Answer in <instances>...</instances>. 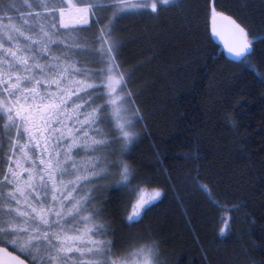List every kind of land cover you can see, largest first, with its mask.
Returning a JSON list of instances; mask_svg holds the SVG:
<instances>
[{
	"label": "trees",
	"instance_id": "trees-1",
	"mask_svg": "<svg viewBox=\"0 0 264 264\" xmlns=\"http://www.w3.org/2000/svg\"><path fill=\"white\" fill-rule=\"evenodd\" d=\"M212 4L174 0L158 15L118 21L121 69L134 71L129 104L142 116L121 158L135 171L133 186L162 195L130 222V186L108 187L103 216L117 255L155 241L162 264H264V0H215L218 13L257 37L247 60L216 39Z\"/></svg>",
	"mask_w": 264,
	"mask_h": 264
},
{
	"label": "snow or ice",
	"instance_id": "snow-or-ice-1",
	"mask_svg": "<svg viewBox=\"0 0 264 264\" xmlns=\"http://www.w3.org/2000/svg\"><path fill=\"white\" fill-rule=\"evenodd\" d=\"M173 4L174 0H0V261L7 255V264H27L26 255L34 264H162L155 241L116 255L114 241L107 239L111 229L105 210L95 204V189L87 185L92 179L117 176V184L130 186L135 197L134 203L129 201L130 222L147 214L151 201L162 195L156 189L147 196L138 184L133 186L134 169L122 158L112 159L122 153L109 149L117 143L122 149L132 145L139 137L131 130L133 121L142 119L134 103L126 106L134 100L128 89L134 71L126 74L121 69L124 40L116 34L118 21L149 10L158 15L161 6ZM24 6L39 10L20 12ZM13 10L19 12L20 24L12 22ZM217 20L229 26V51L247 60L257 37L250 39L248 27L218 13L213 0L214 32ZM94 26L97 32L90 35L79 31ZM25 28L35 29L36 38ZM53 46L65 50L55 54ZM91 63L103 66L94 69ZM249 66L255 67L250 61ZM97 77L98 83L89 82ZM105 123L118 135L105 131L100 126ZM81 150L99 155L77 161L73 153ZM113 168L117 171H110ZM201 187L216 200L207 185ZM221 219L231 217L225 214ZM67 220L77 226H68Z\"/></svg>",
	"mask_w": 264,
	"mask_h": 264
},
{
	"label": "rangeland",
	"instance_id": "rangeland-1",
	"mask_svg": "<svg viewBox=\"0 0 264 264\" xmlns=\"http://www.w3.org/2000/svg\"><path fill=\"white\" fill-rule=\"evenodd\" d=\"M5 2H9V0H5ZM11 2L22 3V0H11ZM30 2L34 3L35 0H30ZM56 2L59 3L60 0H56ZM38 10L39 9H29L27 6H24V7H22V8L19 9L20 12H25V13H27L29 11H38ZM9 15L13 16V21H12L13 23H16V24H20L21 23V18L19 17V12H17L16 10H13L12 12L9 13ZM25 19H27V17H25ZM4 23L7 24L8 21L5 20ZM25 31H27L28 34L33 35V37L36 38V30L35 29L28 30L27 28H25ZM61 35H65V33H61ZM64 50L65 49H63L62 47H57V46H53V48H52V51L55 54H59V53L63 52ZM76 78L77 79H82L83 77H78L77 76ZM89 82H97L98 83L99 82V78L97 77V79L95 81H89ZM118 92H121V94H122V90H118ZM77 103H82V101H77ZM130 105L131 104L128 103L126 106L131 107ZM71 108H72V106L69 105V111H71ZM88 110H90V109H81V111H88ZM80 119H84V117L83 116H80ZM134 122H135V120H134ZM68 126L69 127H72V122L71 121L69 122V125ZM100 126L101 127H104L105 128V131H110V132H112L113 135H118V133L114 132L113 129L107 123L102 124ZM90 134L93 135V136H97V138H101L95 132H90ZM23 142H25V141H22V143ZM129 146L126 149H122L121 148V145L119 143L113 144L112 147H111V149H109V153H111L113 150H115L116 152L122 153V155H123L125 152H127ZM93 155H99V153L85 152V151H82V150L73 153V156H74V158L77 161L83 160L86 157H91ZM111 158L112 159H117V158H121V157H111ZM28 166H30V165H26V167H28ZM110 171L116 172L117 170L115 168H113V169H110ZM68 178L69 177H65V179H68ZM117 179H118L117 176L108 177V178L103 179V180L92 179L91 183L88 184L87 187L89 189H95V191L92 192V195H94L95 197H97V199L95 201V204H97L98 206H100L101 208H103L102 207L103 199L106 196L108 187L109 186H114V185L115 186H119L120 185V184H117L116 183V180ZM101 185H103V186L101 187ZM154 190H156V189H154ZM154 190L153 189L152 190L151 189L150 190L143 189V191L147 194V196H151ZM157 199H159V198H156V199L152 200L151 203L154 202V201H156ZM66 223H67L68 226H73V227L77 226L71 220H67ZM80 226L82 227V225H80ZM95 238L96 239H104L105 237H99L98 236V237H95ZM107 239H108V236H107ZM9 247L15 249L12 246H9ZM15 251H16V249H15ZM130 251L131 250H129L127 252H130ZM117 256H119V255H117ZM24 257L26 259H28L32 264H34V262L29 257H27L26 255Z\"/></svg>",
	"mask_w": 264,
	"mask_h": 264
},
{
	"label": "water",
	"instance_id": "water-1",
	"mask_svg": "<svg viewBox=\"0 0 264 264\" xmlns=\"http://www.w3.org/2000/svg\"><path fill=\"white\" fill-rule=\"evenodd\" d=\"M216 26H217V31L214 32L215 37L220 43H222L224 45V47H225L227 53L229 54V56H231L232 58H235V59L242 58V57H237L235 55V53H232V52L229 51V47H230V45L232 43L233 37L230 34L229 26L227 24V21H223L222 22V21L217 20V25ZM24 259L27 261V264H32L25 257H24ZM7 261H8V257H7V255H4L3 258H2V261H0V264H7Z\"/></svg>",
	"mask_w": 264,
	"mask_h": 264
},
{
	"label": "flooded vegetation",
	"instance_id": "flooded-vegetation-1",
	"mask_svg": "<svg viewBox=\"0 0 264 264\" xmlns=\"http://www.w3.org/2000/svg\"><path fill=\"white\" fill-rule=\"evenodd\" d=\"M10 248V247H9ZM11 249V248H10ZM12 251L16 252L15 250L11 249Z\"/></svg>",
	"mask_w": 264,
	"mask_h": 264
}]
</instances>
